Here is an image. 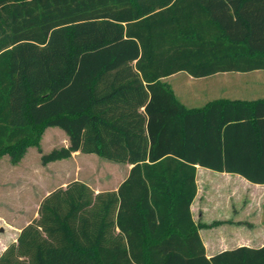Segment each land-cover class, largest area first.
<instances>
[{"label": "trees", "instance_id": "16d2710c", "mask_svg": "<svg viewBox=\"0 0 264 264\" xmlns=\"http://www.w3.org/2000/svg\"><path fill=\"white\" fill-rule=\"evenodd\" d=\"M264 71V0H0V158L48 128L132 168L117 191L52 192L0 264H264V248L206 255L196 166L264 185V99L184 107L165 79Z\"/></svg>", "mask_w": 264, "mask_h": 264}, {"label": "rangeland", "instance_id": "374dc122", "mask_svg": "<svg viewBox=\"0 0 264 264\" xmlns=\"http://www.w3.org/2000/svg\"><path fill=\"white\" fill-rule=\"evenodd\" d=\"M164 82L184 107L197 109L215 100L254 99L264 89V71L222 73L201 79L178 73ZM68 145L61 129L48 128L40 146L30 148L20 163H11L8 156L0 158V253L17 243L21 231L38 219L42 202L55 190L78 181L96 194L115 189L127 177L128 165L91 154H74L67 161L42 164V154Z\"/></svg>", "mask_w": 264, "mask_h": 264}, {"label": "crops", "instance_id": "0c3cea01", "mask_svg": "<svg viewBox=\"0 0 264 264\" xmlns=\"http://www.w3.org/2000/svg\"><path fill=\"white\" fill-rule=\"evenodd\" d=\"M259 92L254 99L241 101L263 100L264 89ZM128 166L127 177L132 168ZM196 169L197 195L191 213L196 224L204 225L199 234L207 257L239 248H264V185L252 184L238 174L215 172L199 165ZM119 186L110 191H117ZM103 192L109 191L96 194Z\"/></svg>", "mask_w": 264, "mask_h": 264}]
</instances>
